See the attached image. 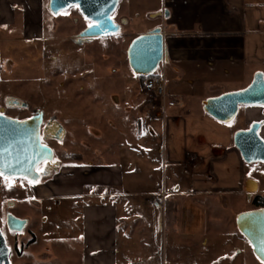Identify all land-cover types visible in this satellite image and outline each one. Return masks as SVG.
<instances>
[{"label": "rangeland", "instance_id": "1", "mask_svg": "<svg viewBox=\"0 0 264 264\" xmlns=\"http://www.w3.org/2000/svg\"><path fill=\"white\" fill-rule=\"evenodd\" d=\"M159 3L160 0H120L112 15L117 23L122 19L127 21L120 33L112 37H97L91 43L82 45L74 43V38L89 23L81 17L77 8H70L56 17L45 8L42 39H24L22 33L9 35L1 31L2 39L7 41L0 43V110L16 119L30 118L41 111L44 121L52 118L62 125L65 138L60 142H48L54 159L59 161L57 174L77 165L92 164L95 169L122 165L127 174L133 170L139 172L135 177L144 181L141 190L156 185L158 176L154 177L149 172H153L157 165L161 166V163L158 164L160 149L157 146L160 135L156 134L155 147L147 143V140H152V135L147 132L149 118L138 121L137 107L140 101H151L155 105L158 102L143 94L141 82L128 66L126 50L137 35L153 29L160 22V19L154 18L159 15ZM161 66L163 64L155 74L164 76L166 88L175 85L185 87L178 94L180 96L195 98L233 89L232 85L215 83L205 84L200 91L195 78L182 80L171 71L164 72ZM209 72L212 74V71ZM8 97L27 107L7 109L4 102ZM181 106L182 102L176 107ZM210 133L213 134V142L217 137L210 130L206 132L209 143L207 135L210 136ZM186 138L182 132L170 134L167 131L168 162L172 155L179 159L180 150L192 147ZM221 141H225L222 143L226 145V140ZM206 147L211 149L210 144ZM232 149L235 151L232 152ZM232 149H225L221 164L212 157L202 161L200 157L195 166L186 164L180 167V175L166 165V176L172 175L166 187V221L158 192L150 198L149 204H158L156 212L162 229L155 226L152 240H147L148 247L144 248L153 252L151 255L156 264H162L165 257L166 264H260L235 225L237 214L253 209L250 201L254 195L247 200L243 195L221 197L201 194L211 189H225L229 185L244 186L248 179L246 176L259 181L264 190V163L246 164L236 147ZM224 168L240 175L225 180L223 184L219 172H224ZM145 173L148 175L145 176ZM54 176L33 187L35 193L41 194ZM19 184L27 193L33 189L28 182ZM19 184L10 181L12 189L8 196L13 201L18 200ZM132 187L135 189L136 184ZM6 190L0 182V198ZM181 191L185 195L174 194ZM189 191L197 192V195L188 194ZM73 203L72 200L57 198L43 200L44 215L49 220L40 222L35 219L31 226L37 231L38 241L27 251V264H81L78 240H70L67 244L55 238L53 250L42 251L46 242L42 232L54 228L56 236L67 238L80 231V204L75 211ZM21 208L25 214L35 211L27 203ZM213 238L218 240L214 239L211 245L210 239ZM54 255L55 258H52ZM168 256L171 263L167 260Z\"/></svg>", "mask_w": 264, "mask_h": 264}, {"label": "crops", "instance_id": "2", "mask_svg": "<svg viewBox=\"0 0 264 264\" xmlns=\"http://www.w3.org/2000/svg\"><path fill=\"white\" fill-rule=\"evenodd\" d=\"M47 2L0 0V43L7 41L2 39V30L9 35L22 33L24 39H42ZM157 11L159 15L156 18L160 22L154 27H162L163 45L168 58V62L161 63V69L173 72L182 80L195 78L200 91L205 84L215 83L232 85L233 89L217 91L209 96L198 95L196 100L178 95L183 86L166 88L164 76L159 75L164 79L166 92L181 99L182 106L162 109L151 101H140L137 107L138 121L149 118L147 132L152 135V140H147V143L155 147L156 134L160 135L157 146L160 149L158 164L161 163V166L159 168L157 165L153 172H149L154 177L158 176L154 187L141 190L144 181L135 177L139 172L133 170L127 174L122 165L95 169L92 164L64 169L46 184L40 194L44 200L50 197L72 200L73 210L79 208L80 231L67 237L74 242L78 240L81 264H156L151 255L153 252L144 248L148 247L147 240H152L155 226L162 229L160 216L158 219L156 212L158 204H149L150 198L158 192L166 221V187L172 179V175L166 176V165L180 175V167L186 164L195 166L200 157L201 161L212 157L221 164L225 149L234 146V134L255 123L260 124L258 136L264 141V105H240L229 123L215 120L202 107L206 98L245 89L256 73L264 76V0H160ZM168 130L170 134L182 132L192 145L190 149L180 150L179 159L172 155L169 162L166 152ZM209 130L217 134L214 142L213 134L207 135L211 143L206 137ZM221 139L226 140V145ZM209 144L211 149L206 147ZM222 170L224 172L219 173L223 184L236 175L231 173V169ZM245 178L257 184V195H264L259 181L249 176ZM133 184H136L135 189ZM244 186L229 185L225 189H211L201 194L221 197L241 195ZM188 194L196 196L197 192L189 191ZM77 204H80L78 208ZM214 239H210L211 245ZM169 257L167 260L171 263ZM162 264H166V257Z\"/></svg>", "mask_w": 264, "mask_h": 264}, {"label": "water", "instance_id": "3", "mask_svg": "<svg viewBox=\"0 0 264 264\" xmlns=\"http://www.w3.org/2000/svg\"><path fill=\"white\" fill-rule=\"evenodd\" d=\"M120 0H48L47 11L56 17L59 13L77 8L81 17L96 25L88 26L74 38V43L82 45L91 43L97 37H112L120 33L126 24L122 19L114 22L115 13ZM154 16V15H153ZM152 16V17H153ZM126 58L128 66L134 76L148 78L155 74L161 63L168 62L163 45L162 27L157 26L146 33L135 37L127 47ZM240 105H264V76L256 73L252 82L245 89L224 93L202 102L203 111L210 117L222 123H229L234 119ZM6 106L9 108H26V104L15 98H8ZM42 112L27 120H17L0 115V171L8 179H23L31 183H39L42 179L57 172L56 164L52 162V150L41 143L40 126ZM260 124L255 123L246 130L237 131L233 143L245 163H264V141L258 136ZM45 139L62 141L65 129L57 121L50 122L43 130ZM45 163L43 170L37 167ZM53 166V171H48ZM246 182L247 198L257 189L249 188ZM238 232L251 246L253 256L264 264V208H257L240 212L235 217Z\"/></svg>", "mask_w": 264, "mask_h": 264}, {"label": "flooded vegetation", "instance_id": "4", "mask_svg": "<svg viewBox=\"0 0 264 264\" xmlns=\"http://www.w3.org/2000/svg\"><path fill=\"white\" fill-rule=\"evenodd\" d=\"M137 80L141 82V78L137 77ZM8 98H6L4 102L5 107L7 109H16V108H9L6 106V101ZM20 109H25V108H20ZM0 115L16 119L14 117H11L3 113L1 110H0ZM33 116H31L30 118H32ZM30 118L17 119V120L23 121V120H27ZM54 121L56 120L52 118L44 121V117L42 114V124L40 126V139L43 145L48 146V142H60L54 139H45L44 137L43 130L45 129L48 123L54 122ZM48 147L52 150L50 146ZM52 153H53L52 162L56 164L55 166L57 167V172H58L59 166H60L59 161L57 159L56 160L54 159L53 150H52ZM44 166H45V163L40 164L37 167V171L40 172L41 169L44 168ZM52 168L53 166L51 167L48 166L47 170L53 171ZM57 172L53 174L56 175ZM10 181H13L14 183H17V184L21 182H28L23 179L5 180L3 178H0L1 184L3 185V187H6L7 189L6 192H4L3 194V198H0V264H27V257H28L27 251L31 245H35L36 242L38 241L37 235H36L37 231L33 230L31 226L34 224L35 219L40 220V222L42 221L47 222L49 219L45 218V215H44L45 213H44L43 206H42L44 199L42 198L40 194L35 193L34 188H33V187H37L41 181L39 183L28 182L29 184H31L33 188L31 192L29 193L25 192V190L23 189V186L19 184V190L17 191L19 197L17 201L11 200L10 197L8 196L12 189L11 186H9ZM253 183L255 182L253 181L249 182V185H248L249 188L254 187ZM245 186H244V191L241 195H243L247 200H249L250 197L247 198V192L245 190ZM256 192H257V189L253 191L251 195H254V196L257 195ZM24 203H27L29 206H31L33 210H35L34 211L35 213L32 212V214H25L24 210L21 208V205L23 206ZM51 221H54V220L52 219ZM53 229L49 231H45V233L42 232V234H45L44 236H46L45 246L42 247V251L44 252H49L53 250L52 245H53V240H55V238L60 241L63 240V242H67V244L70 241L68 237L63 238V239H60L59 237H57ZM49 234H54V235L49 236ZM48 243L50 244L47 246ZM55 256L56 255H54L52 258H55Z\"/></svg>", "mask_w": 264, "mask_h": 264}, {"label": "built area", "instance_id": "5", "mask_svg": "<svg viewBox=\"0 0 264 264\" xmlns=\"http://www.w3.org/2000/svg\"><path fill=\"white\" fill-rule=\"evenodd\" d=\"M143 94L157 100L160 108L176 107L181 104V99L168 94L165 90L164 79L160 76L144 79L142 86Z\"/></svg>", "mask_w": 264, "mask_h": 264}, {"label": "trees", "instance_id": "6", "mask_svg": "<svg viewBox=\"0 0 264 264\" xmlns=\"http://www.w3.org/2000/svg\"><path fill=\"white\" fill-rule=\"evenodd\" d=\"M73 8H75V7H73ZM154 76H157V75L153 74L150 77H154ZM143 82H144V78H141V86H143ZM250 203L253 206V209L264 208V195H255L252 198V200L250 201Z\"/></svg>", "mask_w": 264, "mask_h": 264}, {"label": "snow or ice", "instance_id": "7", "mask_svg": "<svg viewBox=\"0 0 264 264\" xmlns=\"http://www.w3.org/2000/svg\"><path fill=\"white\" fill-rule=\"evenodd\" d=\"M94 26H96V25H93L91 22H89V24H88V27H89V28H92V27H94ZM41 170H43V169H41ZM0 178H3V179H5V180L8 179L7 177H4V174H3L2 171H0ZM9 186H10V185H9Z\"/></svg>", "mask_w": 264, "mask_h": 264}]
</instances>
